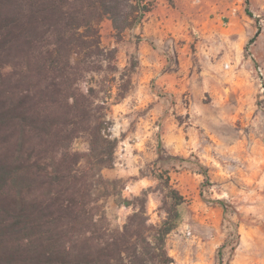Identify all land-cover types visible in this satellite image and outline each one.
<instances>
[{
  "label": "rangeland",
  "instance_id": "rangeland-1",
  "mask_svg": "<svg viewBox=\"0 0 264 264\" xmlns=\"http://www.w3.org/2000/svg\"><path fill=\"white\" fill-rule=\"evenodd\" d=\"M141 5L151 10L133 27L99 25L117 69L88 80L117 144L94 193L121 228L146 191L149 222L174 223L171 264H264V0Z\"/></svg>",
  "mask_w": 264,
  "mask_h": 264
},
{
  "label": "trees",
  "instance_id": "trees-1",
  "mask_svg": "<svg viewBox=\"0 0 264 264\" xmlns=\"http://www.w3.org/2000/svg\"><path fill=\"white\" fill-rule=\"evenodd\" d=\"M150 10L141 0H0V264L172 263L174 223L149 222L146 191L121 228L94 193L117 144L101 86L88 80L117 69L99 25L122 31ZM79 137L86 152L72 147Z\"/></svg>",
  "mask_w": 264,
  "mask_h": 264
},
{
  "label": "built area",
  "instance_id": "built-area-1",
  "mask_svg": "<svg viewBox=\"0 0 264 264\" xmlns=\"http://www.w3.org/2000/svg\"><path fill=\"white\" fill-rule=\"evenodd\" d=\"M257 69H258L259 74L263 75L264 72H263L262 68L259 66Z\"/></svg>",
  "mask_w": 264,
  "mask_h": 264
},
{
  "label": "crops",
  "instance_id": "crops-1",
  "mask_svg": "<svg viewBox=\"0 0 264 264\" xmlns=\"http://www.w3.org/2000/svg\"><path fill=\"white\" fill-rule=\"evenodd\" d=\"M180 57H181V55H180ZM181 59V58H180Z\"/></svg>",
  "mask_w": 264,
  "mask_h": 264
}]
</instances>
